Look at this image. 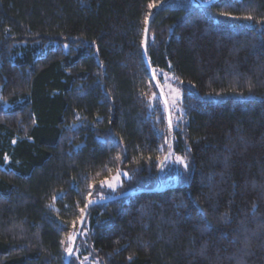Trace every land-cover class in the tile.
<instances>
[{
    "label": "trees",
    "instance_id": "obj_1",
    "mask_svg": "<svg viewBox=\"0 0 264 264\" xmlns=\"http://www.w3.org/2000/svg\"><path fill=\"white\" fill-rule=\"evenodd\" d=\"M161 1L0 0V264H66L91 199L70 264H264V0L154 13L172 130ZM171 156L188 182L152 190Z\"/></svg>",
    "mask_w": 264,
    "mask_h": 264
},
{
    "label": "rangeland",
    "instance_id": "obj_2",
    "mask_svg": "<svg viewBox=\"0 0 264 264\" xmlns=\"http://www.w3.org/2000/svg\"><path fill=\"white\" fill-rule=\"evenodd\" d=\"M198 2H203L206 0H197ZM190 2L195 3L196 0H190ZM160 75L163 78V89L167 95L170 110L173 116L177 119H180L182 116L181 112L183 111V93L184 86L182 80L174 74L173 72H168L165 70H160ZM117 172H119L118 182L113 181L114 177H117ZM115 174L106 179L105 181H113L115 187H108L105 184L102 187V190L98 193V197L105 200L113 197L117 192L122 188L125 179L131 177L130 172L125 168H120ZM188 172L187 162L180 157L171 156L170 163L167 165L164 174L162 176L163 186L173 183L186 184L188 180L186 179V173ZM125 173L127 175H125ZM88 233L87 230L83 233V245L88 247V253L86 255V260L89 261L92 257H95V253L92 249L89 248L88 243ZM86 262V261H85ZM92 264H100L99 262H92Z\"/></svg>",
    "mask_w": 264,
    "mask_h": 264
},
{
    "label": "water",
    "instance_id": "obj_3",
    "mask_svg": "<svg viewBox=\"0 0 264 264\" xmlns=\"http://www.w3.org/2000/svg\"><path fill=\"white\" fill-rule=\"evenodd\" d=\"M216 0H206V1H203V2H197L198 4L200 5H203V6H209V5H212ZM165 2H167V0H163L161 1L152 11L151 15H150V18L146 24V28L145 30V33H144V42H143V54H144V59H145V62H146V65L150 71V74H151V77L152 79L154 80V82L158 85L159 87V90H160V93H161V97L164 101V103L167 101V103H165V106H166V111H167V117H168V122H169V117L171 118V122H172V117H171V110H170V105H169V101H168V98H167V95L163 89V86L161 85L159 79H158V76L155 72V70L153 69L151 63H150V60H149V56H148V40H149V28H150V23H151V20L154 16V13L159 10L164 4ZM173 128V123L171 124V130ZM169 151L167 152L166 154V157L164 159V161L161 163L160 165V169L161 167L165 164V162L167 161L168 157H169ZM158 179H159V183L157 185V187H155L154 189L152 190H161V188H163V185H162V182L160 180V170H159V173H158ZM131 191H127V192H124V193H121L119 195H117L118 197L120 196H123L124 194H127ZM117 196L115 197H111V198H108V199H105L104 201L106 200H111L113 198H117ZM95 202H98L96 199H91L89 201V203L87 204L86 206V209H85V212H84V215L82 217V220L80 222V225H79V228L77 229V234H76V237H75V242L73 244V247L71 248L72 249V252L69 253L66 257V264H70L71 262V258L73 256V253L75 251V248H76V245L78 243V240H79V236H80V231H81V228L82 226L84 225L85 221H86V217H87V214H88V211L90 209V207L95 203Z\"/></svg>",
    "mask_w": 264,
    "mask_h": 264
},
{
    "label": "snow or ice",
    "instance_id": "obj_4",
    "mask_svg": "<svg viewBox=\"0 0 264 264\" xmlns=\"http://www.w3.org/2000/svg\"><path fill=\"white\" fill-rule=\"evenodd\" d=\"M151 6L152 5H150V7ZM145 31H147V30H145ZM165 103H167V101ZM171 124H172L171 118L169 117V128H171ZM125 175H127V174L125 173ZM118 176H119V172H117V177H114L113 178V181L118 182ZM113 181H101V187H103L105 184H107L108 187L114 188L115 187V183ZM68 239L70 241H72L74 239V237L73 236H69ZM66 251H68L69 253H71L72 252L71 247H69L68 249H66Z\"/></svg>",
    "mask_w": 264,
    "mask_h": 264
}]
</instances>
